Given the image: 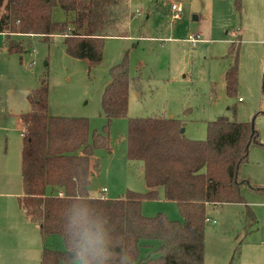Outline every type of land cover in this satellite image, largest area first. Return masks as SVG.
<instances>
[{
  "label": "rangeland",
  "instance_id": "obj_1",
  "mask_svg": "<svg viewBox=\"0 0 264 264\" xmlns=\"http://www.w3.org/2000/svg\"><path fill=\"white\" fill-rule=\"evenodd\" d=\"M237 2L127 0L119 10V27L105 40L100 61L71 56L60 35L23 37L25 50L10 53L0 33V264H40L41 260L39 224L19 205L24 124L17 115L30 109L27 94L41 78L49 84L50 113L88 117L92 137L94 130L103 131L108 124L102 94L110 68L128 54L130 75L140 83L131 84L128 115L110 123V149H96L92 157L91 188L96 196L103 187L109 189V197L127 189L147 190L142 161L127 156L129 117H178L188 137L205 139L208 121L227 115L253 122L264 143V0H240V8ZM174 3L182 4L176 18ZM55 14L60 19L66 16L60 8ZM236 59L239 81L235 94L229 95L225 73ZM241 173L264 187V145L251 146ZM243 194L257 218L254 228L245 236L244 203L211 208L209 216L217 222L207 223L205 264H227L241 239L239 264L242 258L246 264L250 253L243 257L244 246L264 241V192L245 187ZM160 195L145 199L143 212H164L182 220L177 203ZM50 244L64 247L59 236H52Z\"/></svg>",
  "mask_w": 264,
  "mask_h": 264
},
{
  "label": "trees",
  "instance_id": "obj_2",
  "mask_svg": "<svg viewBox=\"0 0 264 264\" xmlns=\"http://www.w3.org/2000/svg\"><path fill=\"white\" fill-rule=\"evenodd\" d=\"M127 0H0V32L7 36L10 53L25 50L23 37L63 36L66 51L76 58L100 61L105 40L119 27L121 5ZM241 7L240 0L237 2ZM66 16L60 19L55 10ZM118 9V10H117ZM102 94L108 124L94 130L86 116L54 115L49 111V84L41 78L30 90V109L19 114L23 124L22 183L19 205L39 224L42 236L40 264H73V220L86 218L103 223L109 250L127 251L133 264H205V233L211 207L245 204V236L256 215L243 189L264 192V187L242 175L251 146L262 144L253 122L227 115L208 121L205 139L188 137L181 118L165 114L128 119L127 156L142 161L147 190L127 189L117 197L91 194L96 149H110L109 129L116 117L128 115L131 84L128 54L110 68ZM226 89L235 94L238 60L225 73ZM60 191L62 194H60ZM162 196L175 201L182 220L166 213L147 215L145 199ZM108 194V193H107ZM59 236L64 247L51 245ZM240 240L227 264H239ZM86 264V262H85Z\"/></svg>",
  "mask_w": 264,
  "mask_h": 264
},
{
  "label": "clouds",
  "instance_id": "obj_3",
  "mask_svg": "<svg viewBox=\"0 0 264 264\" xmlns=\"http://www.w3.org/2000/svg\"><path fill=\"white\" fill-rule=\"evenodd\" d=\"M103 223L94 224L83 217L73 220V239L80 238L69 249V252H75L73 264H133L127 251L116 253L109 250L110 241L106 237Z\"/></svg>",
  "mask_w": 264,
  "mask_h": 264
},
{
  "label": "crops",
  "instance_id": "obj_4",
  "mask_svg": "<svg viewBox=\"0 0 264 264\" xmlns=\"http://www.w3.org/2000/svg\"><path fill=\"white\" fill-rule=\"evenodd\" d=\"M2 33V32H0ZM4 35L5 38V46L7 48V36L5 33H2ZM111 36V35H110ZM109 37V36H108ZM8 51V49H7ZM9 52V51H8ZM240 98V97H239ZM20 113H18L17 115L19 116ZM21 120V118H19ZM22 121V120H21ZM23 123V122H22ZM23 130V129H22ZM104 188V187H103ZM101 190H99V195H101ZM90 191L92 195L96 194L94 193L93 189L90 187ZM109 192V189L107 190V193ZM109 196V195H108ZM117 197V196H116ZM226 204V203H224ZM223 204L221 205H217L215 207H211L212 209H216L218 206L221 207ZM210 217V216H209ZM211 218H213V216H211ZM215 219V218H214ZM217 220V219H216ZM245 252H248L249 255V259L247 260L248 264H264V241H259L257 243H255L253 246H250L249 244H246L243 248V257ZM244 262V259L242 258V264ZM246 262V264H247Z\"/></svg>",
  "mask_w": 264,
  "mask_h": 264
},
{
  "label": "built area",
  "instance_id": "obj_5",
  "mask_svg": "<svg viewBox=\"0 0 264 264\" xmlns=\"http://www.w3.org/2000/svg\"><path fill=\"white\" fill-rule=\"evenodd\" d=\"M171 8H172V10L174 11V17L176 18V17H179V12H180V10L182 9V4L181 3H177V4H172V6H171ZM191 41L194 43L195 41H196V38H191ZM240 100H241V97L239 98ZM107 187H104V188H102V190H101V196L102 197H106L107 196ZM60 194H62V192L60 191ZM213 221V222H217V220L216 219H214V218H211V217H208L207 218V221L209 222V221Z\"/></svg>",
  "mask_w": 264,
  "mask_h": 264
},
{
  "label": "water",
  "instance_id": "obj_6",
  "mask_svg": "<svg viewBox=\"0 0 264 264\" xmlns=\"http://www.w3.org/2000/svg\"><path fill=\"white\" fill-rule=\"evenodd\" d=\"M184 131H185V128L183 127V128H182V132H184Z\"/></svg>",
  "mask_w": 264,
  "mask_h": 264
}]
</instances>
